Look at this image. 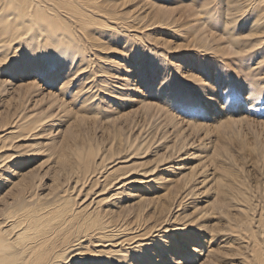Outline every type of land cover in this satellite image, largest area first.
<instances>
[{
    "label": "rangeland",
    "instance_id": "obj_1",
    "mask_svg": "<svg viewBox=\"0 0 264 264\" xmlns=\"http://www.w3.org/2000/svg\"><path fill=\"white\" fill-rule=\"evenodd\" d=\"M93 3L82 29L53 22L84 45L52 65L40 54L50 32L43 23L24 20L19 35L0 40V143L17 153L0 170V216L7 200L33 192V204L61 218L63 190L78 178L66 241L83 237L93 256L62 260L64 241L54 264H256L252 238L264 245V0ZM19 118L32 121L25 136ZM9 131L19 136L3 142ZM75 148L89 160V178H79ZM231 181L220 202V183Z\"/></svg>",
    "mask_w": 264,
    "mask_h": 264
},
{
    "label": "bare ground",
    "instance_id": "obj_2",
    "mask_svg": "<svg viewBox=\"0 0 264 264\" xmlns=\"http://www.w3.org/2000/svg\"><path fill=\"white\" fill-rule=\"evenodd\" d=\"M7 1L8 0H0V2H3L5 6V8L2 7L0 9V12L1 10L6 11V5L13 2L12 0H9V2ZM87 7L91 9L95 8L93 0H16V4H13L11 6L12 12H9L5 15H2L0 13V40L4 39L5 41H7L9 34L15 33L16 35H19L18 30L16 29L23 26L24 20L30 21L33 24L37 22L39 23V25L43 23L47 25L46 31L50 32H47L44 38L42 37V40H44V42L40 45L44 46L43 48L40 47V49H42L40 51V54L44 59H52L49 61V63H51L52 65L53 59H64L67 56L66 54H64L66 52L65 49H71L77 47L78 45H84L82 39L78 34H76V32L64 33L58 32V29H62V27H65L64 25H67L66 20L70 23L78 22V25L82 29L84 24L87 22V19L90 18V16L86 15H92V13L89 12L83 13V8ZM17 11H19V13H17ZM8 14H11V18H9ZM53 22L61 23L62 27L55 28ZM41 32V30L38 31L37 38L41 35ZM38 43L39 42H35L33 45H37ZM57 45H59V48L56 47ZM65 45L67 46L65 47ZM33 49L34 51H38V49ZM34 53L37 54L38 52ZM72 54L74 55L75 53ZM19 119L21 120V118ZM16 128L19 129L17 132H21L22 135H24L23 133L25 131L27 132L29 128H32V121L29 120L26 122H22L21 124L16 125ZM17 132L16 136H13L14 133L11 131L6 132L2 135L3 138L1 140L3 142L6 140H12L14 139V137L19 136ZM5 146L6 148H4ZM8 149L10 151V148H7V144L4 145L2 143L0 145V170L5 166V164L3 163L4 160H7L10 157H17V153L9 152ZM73 152H75L77 161H81L78 167L81 168L80 173L82 176L79 178H89L91 172L88 158L81 157V151L79 148H75ZM18 154L26 155V151ZM7 167L8 166H5V168ZM104 167L106 169L107 165H105ZM112 171L114 170L112 169L108 172L106 170L105 172L107 173L106 175H104V178L106 179L107 177H109V174ZM97 174H101V172L98 171L95 173V175ZM118 178L119 175L113 176L109 181H107V183L103 185V187L112 184V182H116ZM72 183L73 185L67 184L66 188L63 190V193L67 192L68 197L65 196L62 200L65 205L64 207L61 206V208L63 209L61 218L59 210H44L45 205L39 204V202L37 201L36 204H33L32 200L35 196L33 192L29 193L27 197L21 195L20 198L16 201V204H10L8 200L4 203L6 208H4V214L0 216V264H54L52 258L59 257V253H56L55 249L61 243L68 239V231L70 230L72 221H74V218L77 214V212L72 209L73 201L81 192V185H83L84 182H81L77 178ZM232 187V181L231 184H226L223 182L220 183V202L223 200L224 194L227 192V189L229 188L228 190L231 191ZM89 189L90 187L87 190ZM87 193L88 191L85 192V196L87 195ZM74 194L75 196H73ZM244 199L247 202L248 207L252 206L250 205V203L248 204V197L244 196ZM253 207H251L252 210ZM71 210V219L64 220L65 215L69 214ZM246 213H248L247 210ZM252 214L250 213L247 216L249 225H251V221H253V216L255 215L254 213ZM256 219L259 220L258 224H260V219ZM254 222H252V224ZM139 235L140 234L138 233H135L133 235L128 234V239L126 241H130ZM97 237L108 240L111 239L110 237H113V235L101 233V235H98ZM81 238L83 237L75 239L74 243H70L68 241L65 242V244L67 243L65 245L67 247L63 248V254L65 255L64 257L63 255H61L62 260L68 259L74 261L75 259H80V255L93 256L88 250L81 248V244H79L83 241V239ZM252 240L255 242V244H250L252 251L251 255L254 254L253 257L256 259V264H263L264 245L254 238H252ZM133 242L137 241L133 240ZM114 243L117 242L114 241ZM148 243L149 242H146L145 245L137 246L136 249L140 250L139 252H141L142 248ZM111 252L113 251L111 250ZM76 256L79 257L76 258Z\"/></svg>",
    "mask_w": 264,
    "mask_h": 264
}]
</instances>
